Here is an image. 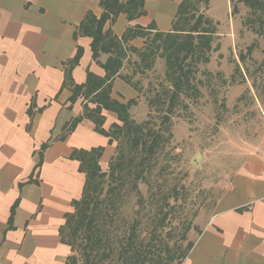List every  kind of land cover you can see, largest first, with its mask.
Listing matches in <instances>:
<instances>
[{
	"label": "crops",
	"instance_id": "crops-1",
	"mask_svg": "<svg viewBox=\"0 0 264 264\" xmlns=\"http://www.w3.org/2000/svg\"><path fill=\"white\" fill-rule=\"evenodd\" d=\"M187 1L144 0L141 15L129 19L120 12L104 21L101 32L126 50L110 97L124 104L135 100L130 114L140 89L125 74V62L142 50L146 37L124 40V34L171 32ZM192 2L203 5L199 10L215 27L214 38L222 34L219 40L226 41L234 36L237 13L247 7L236 0ZM103 11L100 0H0V264H64L71 249L60 228L85 182L80 160L72 156L100 148L105 170L114 154L116 141L95 130L91 119L83 116L66 130L85 105L96 106L84 95L73 102L71 97L88 72L105 75L102 64L111 53L93 58L92 37L83 28L89 12L98 19ZM224 21L228 29L221 33L216 28ZM101 113L105 130L122 124L114 111ZM180 264H264V147L250 152L223 184Z\"/></svg>",
	"mask_w": 264,
	"mask_h": 264
},
{
	"label": "rangeland",
	"instance_id": "rangeland-1",
	"mask_svg": "<svg viewBox=\"0 0 264 264\" xmlns=\"http://www.w3.org/2000/svg\"><path fill=\"white\" fill-rule=\"evenodd\" d=\"M237 3L251 10L242 7L236 11L230 41L219 40L222 34L213 36L207 61H191L190 80L197 91L192 86L189 94L181 93L168 122L162 123L166 105L161 98L162 90L171 86L160 50L149 58V67L137 52L124 61L125 74L140 89L136 110L130 116L135 125L150 131L147 141L156 133L160 139L149 168H144L137 181L127 165L115 181L107 177L108 167L101 169L106 175L95 191L100 210L97 228L110 244L107 256L98 264H122L121 247L135 220L136 246H155L146 264H174L176 260H167L166 254L190 247L231 173L250 152L264 147V10L243 1ZM185 6L186 12L197 16L203 5L197 8L196 2L188 0ZM194 19L182 24L190 27ZM216 29L221 33L227 30L226 21ZM131 136L118 137L113 163L119 153L141 161L143 154L133 146ZM198 153L201 158L195 163ZM112 187L116 193L109 196ZM165 213L164 224L158 227ZM75 254L78 264H84L83 249L78 248Z\"/></svg>",
	"mask_w": 264,
	"mask_h": 264
},
{
	"label": "trees",
	"instance_id": "trees-1",
	"mask_svg": "<svg viewBox=\"0 0 264 264\" xmlns=\"http://www.w3.org/2000/svg\"><path fill=\"white\" fill-rule=\"evenodd\" d=\"M251 6H257L264 10V0H239ZM144 0H100V5L104 9L100 18L96 19L90 12L87 14L86 21L83 25L84 31L92 37V55L96 58L99 52L111 53L105 63L102 64L105 75L103 77L97 76L92 72L87 73V80L84 84L74 85L72 88L71 101L73 102L77 96L84 95L89 97V100L96 103L94 108L84 106V113L74 118L67 131H70L83 116L91 119L94 122V129L107 135L110 143L118 140V137L127 136L132 133L131 142L133 146L139 149L143 156L141 161L136 162L134 156H127L124 153H119L115 158L114 163L110 158L108 162L109 172L107 177L111 181L116 178L120 179L127 165L128 172L132 173L136 181L140 179L144 168H149V160L156 150V144L159 138V133L154 134L151 141H147L145 136L151 135L149 130H145L140 124L134 123L130 116L129 108L135 100H129L127 103H120L111 99V79L118 73L122 67L123 59L126 57V50L123 45L109 34L102 33L101 28L104 21L111 15L115 16L120 12L126 13L129 19L137 17L143 13ZM186 4L180 8L178 13L180 18L177 25L171 32H154L152 35L143 29L127 30L123 39L140 35L146 37L150 42L145 43L142 50H134L139 54L140 61L145 66L149 67L151 60L149 59L159 49L160 54L165 58L166 62V76L170 81V88H164L162 95V102L166 105V112L163 114L162 123L169 121V113L173 111L176 103L179 101L181 93L189 94L192 88L191 76L192 71L190 63L193 59L208 60V52L211 49V41L213 40L214 28H210L209 23L206 22L204 14L198 11L197 16H193L192 12H186ZM235 6L232 12H236ZM188 18H195L190 27L185 28L182 24ZM148 28H153L148 27ZM212 37V38H211ZM153 47H152V46ZM134 49V48H133ZM215 49V48H214ZM80 52V51H79ZM78 52V55H79ZM77 55V57H78ZM189 60V61H188ZM137 88H139L136 85ZM194 87V86H193ZM192 90V89H191ZM193 91H197L194 87ZM102 109L112 110L117 114V118L122 122L121 125L113 123L108 130H105L102 125L104 123V115ZM159 138V139H158ZM47 144L42 145V149ZM118 147L116 144L115 149ZM101 149L95 148L90 150H80L72 157L80 160V171L85 174V182L83 191L78 199L72 200L73 210L66 213L65 223L60 228L61 239L70 246L71 254L67 257L64 264H78V257L75 254L79 248L83 249L84 264H98L107 256L106 243L100 230L97 228L99 224L100 210L98 209V201L95 196V191H98V185L102 182L101 178L105 176V172L101 170L99 165V156ZM114 159V158H113ZM131 163V165H130ZM135 163V164H133ZM140 165V166H139ZM137 188V186H136ZM113 187L109 190V196L114 195ZM110 203L113 198L109 199ZM166 219V213L160 217L158 227H162ZM185 251L174 252V254H166L167 260H176L174 264H180L187 256L189 249ZM155 246L153 244L149 247L140 249L136 246V220L130 226V232L127 235L126 241L122 244L119 254L122 264H146L151 261V251ZM156 248L155 250H157ZM160 257V254H159ZM161 258V257H160ZM158 258V259H160Z\"/></svg>",
	"mask_w": 264,
	"mask_h": 264
},
{
	"label": "water",
	"instance_id": "water-1",
	"mask_svg": "<svg viewBox=\"0 0 264 264\" xmlns=\"http://www.w3.org/2000/svg\"><path fill=\"white\" fill-rule=\"evenodd\" d=\"M201 158V153H198L196 156H195V160L194 162L197 163Z\"/></svg>",
	"mask_w": 264,
	"mask_h": 264
}]
</instances>
